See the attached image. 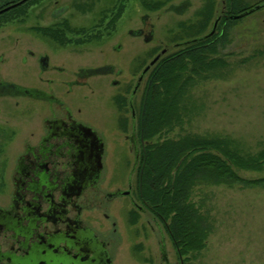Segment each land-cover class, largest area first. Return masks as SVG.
<instances>
[{
  "label": "flooded vegetation",
  "instance_id": "obj_1",
  "mask_svg": "<svg viewBox=\"0 0 264 264\" xmlns=\"http://www.w3.org/2000/svg\"><path fill=\"white\" fill-rule=\"evenodd\" d=\"M122 2L72 0L60 7L51 0L22 3H28L25 22L35 16L39 25L9 47L25 55L21 60L27 72L38 67L40 75L20 85L2 71L6 58L0 55V100H16L0 106V264H123L122 235L110 211L116 201L132 207L129 222L148 213L167 232L165 222L141 198L148 143L140 118L152 67L139 81L153 59L169 54L171 45L160 41V53L156 46L144 52L136 45L126 50ZM180 3L187 9L192 5L191 0ZM231 10L232 2L223 0L215 22L236 19ZM152 11L140 16L129 36L147 44L156 41ZM194 24L203 26L200 15ZM190 38L175 42L174 48L196 37ZM95 50L113 55L106 64L81 65L74 72L58 64L61 58L81 61L90 52L93 58ZM130 51L132 58L126 56ZM61 75L64 80L56 79ZM158 245L162 263L171 264L164 242Z\"/></svg>",
  "mask_w": 264,
  "mask_h": 264
},
{
  "label": "rangeland",
  "instance_id": "obj_2",
  "mask_svg": "<svg viewBox=\"0 0 264 264\" xmlns=\"http://www.w3.org/2000/svg\"><path fill=\"white\" fill-rule=\"evenodd\" d=\"M4 1L6 0H0V5ZM51 1L57 3L54 6L60 7L72 0ZM101 1L111 3L117 0ZM182 1L185 0L122 2L125 14L121 26H124L126 32L123 43L126 50L136 45L144 52L156 46L160 53L163 46L157 44L162 41L171 45L169 50L171 54L177 51L173 46L175 42L188 39L191 35L195 36L188 35V26L198 20L207 0H191L190 9L182 5L180 3ZM261 1L264 0H243V3L255 5ZM158 2L164 3L163 6L153 10L151 14L152 21L157 25L156 41L147 44L140 38L133 39L129 36V29L135 27L140 16L151 12L145 3L154 5ZM174 5L179 7L173 13L170 9ZM222 6L223 0H216V12L207 33L212 29ZM234 22L228 38L219 46L216 56L223 59L228 66L218 72V78L201 81L191 89V112L186 118L184 128L175 129L167 137L173 138L188 132L230 138L249 153H256L264 148V7ZM19 23L12 22L0 27V55L3 53L6 58L5 65L1 66L2 71L21 85L29 76H39L40 69L36 67L31 70L32 72H27L21 60L25 55L18 53L9 45L25 40L27 38L25 31L32 26H38L39 20L31 16L25 23ZM109 52L101 55L96 51L93 58L90 52L78 62L61 58L58 64L63 66L66 72H74L81 65L95 67L108 63V58L111 59L113 55ZM129 53L126 56L130 55L132 58V51ZM61 57L66 56L62 53ZM114 58L115 61L118 60ZM127 61L126 57L125 64ZM149 61L150 59L142 62V70ZM56 79L62 81L65 76L61 75ZM94 98L95 96H92L90 100ZM9 101L0 100V106L8 103L14 105L16 100ZM98 103L103 105V102ZM20 114L22 115L21 112ZM2 118L0 115V120H3ZM240 175L248 180H258L264 178V171H244L240 172ZM194 201L201 205L203 211L210 217L213 232L203 251L185 258L177 254L167 232L154 222L148 213L136 214V223H131L129 218L133 217L132 207L127 201L111 203V214L117 220L122 235L120 248L124 253L123 264H163L158 245L160 241L166 245L171 264L184 263L185 259L188 261L187 264H264V186H200L195 190Z\"/></svg>",
  "mask_w": 264,
  "mask_h": 264
},
{
  "label": "trees",
  "instance_id": "obj_3",
  "mask_svg": "<svg viewBox=\"0 0 264 264\" xmlns=\"http://www.w3.org/2000/svg\"><path fill=\"white\" fill-rule=\"evenodd\" d=\"M22 0H6L0 11ZM35 0H32V2ZM229 14L242 19L264 7L261 1L246 5L243 0H230ZM157 10L164 3H145ZM28 3L0 15V27L12 22H25ZM216 11V0H207L200 12L203 26H188V35L195 39L184 42L175 53L162 57L148 73L141 107V135L148 143L141 166V198L153 214L165 222L177 254L183 258L203 251L213 232L210 217L194 201L200 186L242 185L264 186V178L248 180L240 172L264 171V148L249 153L230 138L184 133L167 137L175 129L183 130L190 115V91L201 81L218 78L228 64L216 57L219 46L228 38L236 19H223L215 35L207 33ZM245 11L249 13L244 14ZM197 30V32H193ZM200 37V38H199ZM185 259L183 264H187Z\"/></svg>",
  "mask_w": 264,
  "mask_h": 264
},
{
  "label": "water",
  "instance_id": "obj_4",
  "mask_svg": "<svg viewBox=\"0 0 264 264\" xmlns=\"http://www.w3.org/2000/svg\"><path fill=\"white\" fill-rule=\"evenodd\" d=\"M23 2H24V0L21 1V2H19V3H17V4H14V5L10 6V7H7V8H5V9L1 10V11H0V14L6 12V11L10 10L11 8H14V7L18 6V5H21ZM259 7H260V6H257L256 9H258ZM240 17H241V15L234 16V18H236V19H238V18H240ZM218 24H219V20H217V21L215 22V24H214V26H213V29L211 30L210 33H208L207 35H205L204 37H202V38H200V39L193 40V42H196V41H198V40H207V39L213 37V36L215 35V33L217 32V26H218ZM161 56H162V54H159V55H158L155 59H153V61H152V62H151V63H150L145 69H144L143 74H142V77H141V79H140L139 82H142V81H143L144 76L149 72V70L151 69V67H153V66H154V65L160 60ZM139 84H140V83H139ZM138 87H139V85H138ZM138 87H137V89H138Z\"/></svg>",
  "mask_w": 264,
  "mask_h": 264
}]
</instances>
